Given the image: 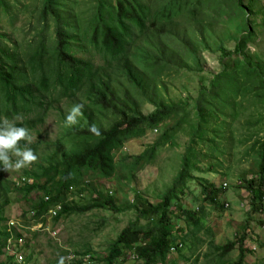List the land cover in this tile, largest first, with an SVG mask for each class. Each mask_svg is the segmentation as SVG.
<instances>
[{"label":"trees","instance_id":"16d2710c","mask_svg":"<svg viewBox=\"0 0 264 264\" xmlns=\"http://www.w3.org/2000/svg\"><path fill=\"white\" fill-rule=\"evenodd\" d=\"M217 2L219 12L229 13V20L236 26L235 46L231 50L219 43L221 71L200 88L194 107L196 119L192 118L189 101L167 103L160 99L161 86L155 77L157 69L168 68L179 56L172 45L174 42L183 48L193 44L188 34L179 31L175 15L180 13L181 17H186L198 31L203 27V0H162L158 6H148L144 0H99L90 23L82 29L67 0H42L40 16L46 25L26 49L15 45L10 47L0 33V118L13 120L17 126H31L42 122L51 104L55 105L61 99L78 102L82 96L88 101L81 122L66 126L70 147L63 155L59 156L57 150L43 155V161L33 163L31 169H24L16 183L5 176L0 162V222L7 220L5 211L13 191L25 197L34 191L42 193L31 201L29 211L22 214L25 222L27 214L33 211V222L45 223L49 210L57 205H62V209L52 217L55 220L93 209L115 213L136 209L139 219H146L147 224L132 222L125 226L103 259L95 260L90 250L84 253L73 251L81 259L68 264H115L126 254L135 256L143 264H169L171 254L183 251L187 236L198 237V233L206 228L202 208L185 207L179 204L178 196L174 197L175 202L172 197L177 188L193 179L196 163L191 150L205 139L213 143L208 137L211 131L219 133L226 141L228 139L229 145L233 144L238 131L243 139L253 141L251 149L257 157L258 168L251 177L241 179L239 187L248 194L251 212H264V58L248 50L247 44L256 31L249 17L250 5L242 0ZM0 8L9 12V0H0ZM49 22L55 24L57 41L50 42L45 36ZM165 36L171 38L170 43L164 41ZM81 38H86L90 44L87 49L90 57L77 55ZM93 50L101 56L98 64L92 57ZM193 57L199 65L197 54L194 53ZM136 95L146 98L155 110L145 115ZM240 99L247 102L254 99L252 104L258 110V116L246 119L236 128L235 120L243 106ZM30 114L33 118L28 117ZM18 116L26 119H13ZM103 121H107V127ZM92 124L100 128V137L88 131ZM158 128H163L159 139L137 157L128 167L130 171H135L143 161H151L158 147L168 143L179 131L190 133L189 147L182 157V169L170 192L159 202L153 203L137 192L135 199L123 207L112 195V190L105 191L85 180L87 174L114 179L115 158L123 152L125 143ZM25 143L21 141V146ZM29 147L39 153V143H31ZM204 183L201 193L206 195L205 200L223 210L225 206L219 202L218 195L228 185L223 183L217 188ZM87 191L90 192L88 202L78 204L69 199L71 195L82 198ZM175 208L187 228L182 237L185 229L175 221ZM14 232L21 236V233ZM254 232L246 227L238 233L235 241L225 245H215V238L211 237L209 246L217 252L219 262H224L238 247V260L232 264H243L246 253L252 252L246 249L249 239L255 242V235L259 248L264 246L259 239L261 236ZM10 236L5 224L0 228V264H14V258L5 252ZM3 255L7 258L5 261L1 260ZM86 255H91L89 261L83 259ZM27 260L30 261L29 257Z\"/></svg>","mask_w":264,"mask_h":264},{"label":"rangeland","instance_id":"374dc122","mask_svg":"<svg viewBox=\"0 0 264 264\" xmlns=\"http://www.w3.org/2000/svg\"><path fill=\"white\" fill-rule=\"evenodd\" d=\"M99 0H67L68 6L77 16L79 27H85L90 23V18ZM115 2V0H113ZM162 0H144L148 6L159 5ZM250 5V19L255 26L254 38L248 42V50L257 53L264 58V0H242ZM164 4V3H163ZM10 10L6 12L0 8V33L3 40L10 47L20 46L26 49V45L33 40L37 32L46 25L40 13L42 0H9ZM201 24L203 27L196 30L193 22L181 14L175 15L174 20L178 23L180 32H185L191 38L193 44L189 48L181 47L177 42L172 45L177 49L179 56H176L168 68L157 69L156 80L161 86L159 90L160 99L167 103L187 102L191 104L192 118L196 119L194 107L199 96V90L206 86L213 76L221 71L219 43L226 45L233 50L235 46L236 26L229 20V13L219 12L217 0H203ZM228 12H230L228 10ZM81 35V34H79ZM50 42L57 41L58 35L55 31L54 22H49V29L45 35ZM164 41L171 42L169 36H165ZM204 39V41H203ZM206 42V43H204ZM90 47L86 38L79 40L77 55L90 57L88 52ZM197 54L199 65L193 54ZM96 63H100L101 56L93 50ZM162 71V72H161ZM139 100L142 112L149 115L155 107L146 101L141 95H136ZM254 100V99H253ZM242 99V108H239V118L235 120L234 126L240 127L248 118L258 116L252 102ZM57 104H51V108L42 122L26 125L32 136V143H39L40 149L37 162H42L43 155L55 152L59 156L63 155L70 147L69 133L65 124L68 112L75 104L87 105L88 101L82 96L78 102L59 100ZM53 106V107H52ZM16 121H23L24 116H18ZM28 117L33 118V114ZM111 117V116H109ZM83 118V116L81 117ZM79 118V123L81 122ZM102 122V121H101ZM78 123V124H79ZM107 125V121H103ZM173 123V122H172ZM76 124V125H78ZM222 126L221 123H218ZM163 128L150 129L147 134L140 138L132 139L125 143L123 152L116 156L115 178L107 180L99 175L87 174L85 180L94 184L97 188L111 191L112 195L123 207L129 201H133L138 192L144 198L153 203L159 202L162 197L170 192L178 173L182 169V157L187 153L190 143V133L179 131L165 145L158 147L156 155L151 161L141 162L135 171H130L128 167L137 160V157L145 152L149 145L155 143ZM211 140L205 139L197 144L196 149H192L193 161L196 167L192 172L193 179L185 182L183 186L176 189L173 195L179 197V204L185 207L201 209L206 228L196 236L185 238V247L182 252L170 255L169 264H232L237 262L239 249L236 247L224 262H219L217 252L209 246L211 237L215 238V245H225L230 241H235L238 233H242L244 228L252 229L258 233V227L264 223V212H251L241 206L243 200L248 198L246 190L239 187L240 180L244 177H251L258 168L257 157L253 149V141L243 139L241 131H238L232 145L217 132L211 131L208 135ZM59 140V144L57 141ZM257 146L256 153L258 152ZM31 165L24 169H31ZM24 169L19 171H6L5 176L16 183L23 175ZM132 172V174L130 173ZM207 182L217 188H221L223 183L228 187L221 190L218 195L219 202L225 206L223 210L214 207L205 200L206 195L201 193L202 186ZM89 191L84 193L82 198L71 195L73 203L83 204L89 201ZM41 192H31L27 197L18 191L10 194V203L6 207L7 220L22 217L24 212L29 211L31 201L41 196ZM176 198L173 200L175 202ZM245 200V201H246ZM229 204V206L226 205ZM178 209L175 208L174 218L185 231L180 237L185 235L187 228L178 217ZM27 217V216H26ZM139 211L130 209L123 212H112L106 209H93L83 213H73L69 216L55 220L48 218L43 229L29 230L24 246V255L32 264H58L60 257H65V264H68V250L84 253L91 251L95 260L105 257L121 230L132 222H139L144 225L148 221L139 219ZM0 222V228L8 221ZM28 219L27 222H30ZM7 222V223H6ZM249 231V230H248ZM250 232V231H249ZM259 239L262 241L263 232H259ZM256 245L249 239L247 252L243 264H264V246L254 251ZM251 248V249H250ZM7 258L3 255L2 261ZM70 264V263H69ZM103 264V263H99ZM115 264H143L133 256L126 254Z\"/></svg>","mask_w":264,"mask_h":264},{"label":"clouds","instance_id":"9594fccd","mask_svg":"<svg viewBox=\"0 0 264 264\" xmlns=\"http://www.w3.org/2000/svg\"><path fill=\"white\" fill-rule=\"evenodd\" d=\"M84 105L75 104L65 118L66 126H73L79 123V118L83 116ZM19 119V117H14ZM94 136L102 135L100 128L92 124L89 129ZM21 141L26 142L23 147ZM33 142L30 130L24 126H17L13 120L0 118V162L6 171H19L37 162L38 155L29 147ZM72 174H70L71 176ZM65 257H60L58 264H65Z\"/></svg>","mask_w":264,"mask_h":264},{"label":"built area","instance_id":"2783aa9c","mask_svg":"<svg viewBox=\"0 0 264 264\" xmlns=\"http://www.w3.org/2000/svg\"><path fill=\"white\" fill-rule=\"evenodd\" d=\"M245 200L244 202H242L241 206L244 208H248L249 206L248 204L250 203V201H248V198L246 201ZM61 209H62V205H57L56 207L50 209L49 218L55 217ZM33 214H34L33 211L27 214L26 218L27 220L31 219L30 222H27V220L25 222V220L22 217H19V218L16 217L15 219H9L7 223V230L8 232L9 231L11 232V236L8 239L5 252L7 256H12L14 258V264H32L30 261L27 260V257L24 255V251H23L24 246L26 244L27 235L29 234L28 231L33 230V229H43L44 228L43 222H33V219H32ZM14 231L21 233V236H17ZM258 232H263V235H264V224L260 225ZM256 235L258 236L259 233H257ZM253 238L255 239L254 244L256 245V247L252 250L257 251L259 249V246L256 243L258 238L255 235L253 236ZM262 242L264 243V236H263ZM79 259H81V257L75 255V253L72 250H70V253L67 256L68 262L76 261ZM83 259H86L87 261H89L91 259V255H86Z\"/></svg>","mask_w":264,"mask_h":264},{"label":"crops","instance_id":"0c3cea01","mask_svg":"<svg viewBox=\"0 0 264 264\" xmlns=\"http://www.w3.org/2000/svg\"><path fill=\"white\" fill-rule=\"evenodd\" d=\"M260 227V226H259ZM259 227L257 228L258 229V231H259ZM259 233V232H258Z\"/></svg>","mask_w":264,"mask_h":264}]
</instances>
